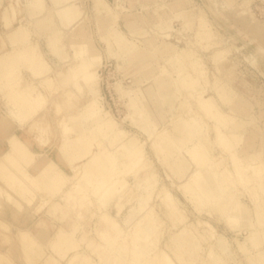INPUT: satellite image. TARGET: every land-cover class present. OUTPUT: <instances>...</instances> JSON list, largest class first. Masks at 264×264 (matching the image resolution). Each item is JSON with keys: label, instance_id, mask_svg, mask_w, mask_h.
Returning <instances> with one entry per match:
<instances>
[{"label": "bare ground", "instance_id": "1", "mask_svg": "<svg viewBox=\"0 0 264 264\" xmlns=\"http://www.w3.org/2000/svg\"><path fill=\"white\" fill-rule=\"evenodd\" d=\"M2 1L0 0V6ZM20 1L9 0L0 12V31H2L0 33V195L2 192L5 193V196L4 194L0 196V264H17L18 252L26 264L87 262L105 264L109 254L112 259L114 255L115 258L118 256L117 258L120 259L119 262H116L117 259L111 261L112 264H124L127 257L123 255L126 252L130 258L128 264H150L151 262L148 263L145 259L150 255L151 249L145 241H140L137 232L131 236L135 247L129 251H126L125 247L109 251L107 247L113 246L112 241H127L119 238L128 227L126 226L127 229L122 227L120 221L116 222L107 214H101L103 228L99 225L95 229L98 241H101L100 246L94 247L88 242L91 240H87L84 245L78 242L80 226H76L73 214H77L80 219L84 218L86 214L84 202L92 203L89 197L96 199L95 202L99 207H105L109 199L119 190V187L110 188L111 184H109L111 174L108 173L113 172L110 171L113 167L111 156L116 160L112 147L109 144L103 146V142L98 141L94 129L84 127L80 110L76 113H68L74 102L76 104L87 96L93 98L97 95L98 87L94 83L95 69L100 66L101 58L97 50L90 46L92 42L86 32V20L80 18L78 24H74L76 17L79 16L78 7L81 6L78 4L80 2H77L79 0H26L23 7H20ZM130 1L132 0H114L118 4L116 8L120 14L127 13L125 4ZM94 4L97 9V29L104 33L109 28L108 21L112 20V9L107 5L108 3L101 0H94ZM20 14L25 16L27 26L17 25L21 20ZM143 18L127 22L126 32L133 37L139 34L147 35L145 26L148 25H142L145 20ZM53 23H56L54 26L58 31L52 30ZM43 29L50 30L48 45L58 59L54 69L45 60L41 48L36 44H30L29 32L42 38L44 35L40 30ZM103 36L108 44L107 52L111 54L114 52L111 51V37L106 34ZM121 36L123 39L126 35ZM61 37L65 39L64 51L61 47ZM108 37L110 40L107 39ZM145 38L147 49L140 48L126 38L119 39L118 44L122 47V52L128 55L129 69L143 70L144 78L149 80L155 68L154 63L149 62L153 59L151 50L165 53L168 48L175 49L177 45L164 41L158 47L156 35H147ZM193 62L191 64L195 66ZM60 67H65V70ZM193 73L187 70L183 74V71H179V75L182 74L181 80L185 79L189 92L195 91L198 95L196 98L199 108L214 121L215 125L210 127L212 130L209 134L205 132L197 139L196 133L199 131L197 122L195 123L191 117L179 121L177 134L181 135L183 140L178 141V147L188 160L181 159L184 161L176 163V167L184 172L190 169L192 164L195 172L190 173L182 185H186L191 195L199 200L201 196L205 199H216L226 221L234 222L242 211L239 206L240 201L228 191L227 179L224 180L212 170L213 156L210 154L217 149V146L224 150L223 152L230 153L236 175H245L247 179L261 178L264 172L263 160L253 150L255 131L249 134V137L253 136L248 140L245 139L244 132L233 131L235 118L221 112L212 99L206 98L200 92L204 88L201 84L202 78L199 77L200 74L194 76ZM169 83V80L163 78L155 82L149 80L148 84L136 89L137 96L131 99L129 117L138 129L149 135L155 128H159L161 119L164 123L166 121V115H162L160 98H165L167 103L173 101ZM214 87L225 104H233L232 108L234 107L235 110L245 108L239 103L236 106V98L230 100L229 95H226L228 92L224 93L226 87L221 83L215 82ZM227 88L231 90L230 87ZM62 91L63 98L59 95ZM47 101H50V107H45ZM94 101L90 100L89 106ZM92 106L95 108L94 104ZM245 109L247 110V107ZM16 120L19 128L10 133L8 127H12L11 121L16 122ZM60 126L62 129H57ZM105 126L97 129V133L98 131L104 133L110 126L119 127L110 122H106ZM227 128L226 132L229 133L224 132ZM119 131L121 130L118 128L117 134L114 133L115 136L108 134L112 137V141L113 138H120ZM212 132L215 135L214 141L208 140ZM128 145L131 148L129 156L124 161L118 159L116 161L120 166H124L122 169L124 175L131 173L138 177L145 163L142 164L141 160L131 161L139 154V150L135 149L134 141H129ZM176 146L171 145L168 151L174 149L176 152ZM262 156L264 157V154ZM84 162L89 165L85 164L80 167L79 172L73 173ZM92 163L95 167L91 166ZM45 165H49L50 170L58 171L53 174L50 171L46 173V169L41 171ZM67 170H70L69 173ZM147 177L146 183L144 182L145 189L142 190L146 193L145 195L142 193L141 196L143 205L132 214V217L142 215L147 209L146 204L150 201V197L146 196L150 194L147 188L153 183V180ZM71 179L75 182L72 183ZM85 193L88 195L84 197ZM163 198L166 199L165 202L171 201L165 194ZM58 212L62 214L60 219ZM35 215L37 218L30 221ZM153 218L155 222L159 221L155 216ZM28 221L34 224L28 226ZM154 227L155 225L145 219L141 228L144 232L142 239H147ZM123 242H120V245H124ZM150 245L155 246L156 243ZM161 254L156 259L158 263L163 264L162 260L166 256Z\"/></svg>", "mask_w": 264, "mask_h": 264}, {"label": "rangeland", "instance_id": "2", "mask_svg": "<svg viewBox=\"0 0 264 264\" xmlns=\"http://www.w3.org/2000/svg\"><path fill=\"white\" fill-rule=\"evenodd\" d=\"M5 1V5L0 8V11L9 2V0ZM101 1L108 3L106 0ZM25 2L26 0L20 1V7H23ZM77 2H80L78 4L81 6L78 7L79 16L76 17L74 24H78L80 18L85 19L87 23L94 19L97 27V9L94 0H79ZM115 3L112 6L107 4L112 9L113 17L107 23L108 30L100 36V40L104 43L106 57H102V54L98 52L101 61L100 66H97L98 69H95L96 80L94 82L98 87V93L93 98L87 96L83 101L76 104L74 102V105L71 106L73 110L69 108L68 113H76L80 110L84 127L94 129L96 137L99 138L98 141L103 142V146L108 143L112 147L113 156L118 161H124L129 156L131 148L128 142L134 141L135 149L139 150V154L134 156L131 161L141 160V163H145L146 167H142L138 177L131 173L124 175V170H122L124 166H120L111 156L113 167L110 171L113 170V172H107L109 175L111 174L109 184H111L110 188L119 187V190L109 199L105 207H99L95 202L96 199L87 196L92 199L93 204H89L90 201L84 202L85 217L80 219L77 214L72 216L76 226H80L78 242L84 245L87 240H91L88 242L94 247L100 246L101 241H98L95 229L99 225L101 227L104 225L101 222V214H107V216L113 217L116 222L120 221L122 227L126 229L128 227L120 235V238L117 237L127 241H112L114 242L113 246L107 247L109 251H116L123 247L129 251L135 247L131 236L137 232L140 241H145L147 246L149 245L148 248L151 249L150 255L145 259L147 262L150 261V264H154V262L160 264L156 258L160 257L161 253L166 256L162 260L163 264H264V172L261 178L258 177L260 179L254 177L247 179L245 175H236L230 153L223 152L224 150L215 144L218 150L216 149L210 154L213 156L212 170H215L224 180L227 179L226 187L239 199V206L242 209L237 221L229 222L220 211V204L216 199H205L201 196V200H199L191 195L190 190L186 189V185H182L185 178L195 172L192 164L190 169L184 170V172L178 166L176 167V163L184 161L181 159L188 160L178 147V141L183 140V137L177 134L179 121L190 117L193 121L195 120L194 122L199 125V131L196 133L197 139L201 138L205 132L209 134L212 130L210 127L215 125L214 121L199 108L196 98L198 95L195 91L189 92L185 79L181 80L182 74L179 75V71H183V74L187 70L192 71L194 76L200 74L201 84L204 86L200 92L206 98L212 99L221 112L235 118L232 125L233 131L244 132L245 136L248 127H253V131L258 132L257 126H259L263 128L261 138H264V118L260 117L261 112H264V0H189V4H187L189 11L188 13L185 11L187 15L183 20L165 22L164 24L158 22L145 26L148 36L156 35L155 40L158 47L164 41L174 45L170 32L171 27L178 30L181 35V38L179 37L180 44L175 49L168 48L165 53L155 52V49L151 50L153 59H150L149 62L154 63L155 66L151 79L153 82L162 78L169 80L173 101L167 103L165 98H160L162 115H166V121L164 123L161 119L159 128H155L150 135L136 128L129 117L131 99L136 98V89L145 85L146 77L144 78L143 70L139 69L137 71L140 81H133L131 73L126 72L130 70L127 61L128 55L122 52V47L118 44L119 39H122L121 35H126V39H130L143 49L147 35L139 34V36L133 37L126 32L127 28L119 27L118 20L122 14L118 12L116 8L118 4ZM17 25L27 26L28 22L22 21ZM159 30H163V32L159 34ZM45 32L49 33L50 31L46 30ZM29 33L30 44L38 45L45 60L50 62L51 56L46 49L47 46L50 53L53 54L48 45L50 38H39L32 32ZM105 34L110 35L111 38L107 39L112 40L111 51L114 52L111 54L107 52L108 44L103 36ZM118 34L121 35L118 36ZM61 43L62 51H64L65 39L62 37ZM192 62L195 66L191 64ZM120 63L122 64L120 65ZM22 71L23 69L20 70V72ZM205 77L206 80H204ZM215 82L226 87L224 93L228 92L226 95H229L230 100L233 97L236 98L235 93L237 94V92L245 93L253 105V117L249 114L246 118H242L238 114V110L232 108L233 104H225L215 90ZM63 94V91L59 93L61 98H63ZM236 99L238 100V98ZM90 100L96 101L91 102L89 106ZM233 102L235 103L234 100ZM50 104V101H47L45 107H50ZM92 104L95 108H92ZM106 122L116 124L119 126V130H123L119 139L113 138L114 142L112 137L106 136L107 133H110L108 130L112 126L106 128L104 133L101 131L97 133V129L106 127ZM10 125H12V127H8L10 133L19 128L17 120L16 122L11 121ZM57 129H62V127ZM227 130L228 128L224 132ZM209 136L208 140L214 141V133L212 132ZM108 140L112 142L106 143ZM173 144L177 145V151L175 152L174 149L171 152L168 151V148ZM215 145L213 146L216 147ZM263 148L264 146L255 153L263 160L264 168ZM85 164L89 165L84 162L73 173L79 172L80 167ZM91 166L95 167L94 164ZM42 170H45L46 173L50 171L52 174L58 171L57 169L50 170L49 165L43 166ZM69 171L67 170V173ZM146 177L153 180V183L147 188L150 194L146 196L150 197V201L146 204L147 209L142 215L134 214L135 216L132 217V214L143 205L141 196L142 193L143 195L146 193V191H142L145 189ZM187 185H189L188 182ZM3 194L5 196L3 192L0 196L2 197ZM164 194L170 197L169 203L165 202ZM86 195L88 193H85L84 197ZM58 213L59 219L62 218V214ZM154 216L159 221L155 222ZM76 217L78 218L76 219ZM36 218L37 215L30 221H34ZM142 218L143 220H141ZM145 219H148L149 223L155 227L149 232L150 235L147 239H142L144 232L141 228ZM30 221L27 223L28 226L34 224ZM120 242H123L124 245H120ZM153 242L156 243L155 246L150 245ZM18 253L17 264H26V261H22L21 255ZM127 254L128 252L123 255V257H127L124 264H128L130 259ZM117 257L115 258L114 255L112 259L109 254L105 264H109V262L112 264L111 261H116V259V262H119L120 259ZM85 264H90V262Z\"/></svg>", "mask_w": 264, "mask_h": 264}, {"label": "crops", "instance_id": "3", "mask_svg": "<svg viewBox=\"0 0 264 264\" xmlns=\"http://www.w3.org/2000/svg\"><path fill=\"white\" fill-rule=\"evenodd\" d=\"M106 1L111 6L114 3V0H106ZM132 1H134V2H132ZM132 1L125 4L127 6L128 11H126L127 13H123L118 20V26L123 28V29H126L127 22H129L130 20H136V19L138 20L141 17L145 18L142 25H146V24L152 25L153 23H158V22H159V24L160 23L164 24L165 22L168 23V22H174L177 20H183L184 16L187 15V13L189 11V10H187L188 9L187 4H189V0H187V1L186 0H161L160 2L158 0H141V1L140 0H132ZM200 1H202V0H200ZM5 3H6V1L3 0L0 8L3 7L5 5ZM142 6H144V7H142ZM185 11H187V13ZM20 18H21V20L18 18V20H20L19 23L22 21H25L23 18V15H21ZM54 24H56V23L52 24V27H53L52 30L58 31L56 29V27L54 26ZM47 25H48V22H47ZM85 27L87 29L86 32L88 34V37L91 38L90 40L92 43L90 44V46L92 48H94L95 50H97V52L101 53L102 57H106L105 52H104V43L100 40V36L103 33V32H101L102 30L97 29L96 23L94 22V19H91V21L89 23L85 24ZM0 29H1V26H0ZM47 30H48V32L50 31L49 29H47ZM40 31H41L40 33H42L44 35L43 37H47V38L49 37L48 34L50 32L46 33L45 32L46 30H44V29L40 30ZM159 32L161 33V32H163V30H159ZM170 32H171V35L173 36L172 39L174 40V42H172V43L179 45L180 39L178 36H181L179 34V31L171 27ZM128 40H130V39H128ZM46 49H47V53L49 54V56H51V60L49 62L50 66L54 69L56 63H58L57 62L58 59L55 55L53 56V54L50 53L47 46H46ZM60 68L65 70V67H60ZM126 72H128V74L131 73V75L133 76L134 82H138V80L140 81L139 76H138V74H139L138 71L131 69V70H128ZM149 80H146L145 84H148ZM150 82H153V79H151ZM235 97L238 98V100L236 101L237 102L236 106H238V103H239L241 105H244L245 108L247 107V110L245 108H243V109H239L237 111L238 114L240 115V117L246 118L248 114H250V116L253 117V115H252L253 114V105L249 101L247 95L243 92H237V94L235 93ZM260 117L264 118V112H261ZM257 128H259V131L258 132L255 131L256 135L254 138V140H255V148L253 149L254 151L261 150V147L264 146V144H263L264 138H261L263 128H261L259 126H257ZM253 130H254L253 127H248V129L245 133V139L246 140H248V138L250 139L249 134ZM108 131H110V133H107V135L110 134V135L115 136L114 133L116 132V134H117L118 129H116V127L112 126L111 129H109ZM119 133H121V134H119V137H120V135L123 134V130L119 131ZM109 141L110 140L106 141V143ZM130 142H132V141H130Z\"/></svg>", "mask_w": 264, "mask_h": 264}]
</instances>
